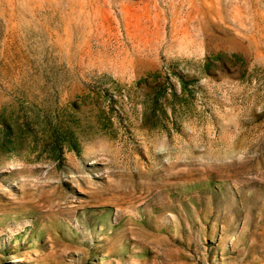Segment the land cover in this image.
Listing matches in <instances>:
<instances>
[{
    "label": "rangeland",
    "instance_id": "rangeland-1",
    "mask_svg": "<svg viewBox=\"0 0 264 264\" xmlns=\"http://www.w3.org/2000/svg\"><path fill=\"white\" fill-rule=\"evenodd\" d=\"M0 264H264V0H0Z\"/></svg>",
    "mask_w": 264,
    "mask_h": 264
},
{
    "label": "trees",
    "instance_id": "trees-1",
    "mask_svg": "<svg viewBox=\"0 0 264 264\" xmlns=\"http://www.w3.org/2000/svg\"><path fill=\"white\" fill-rule=\"evenodd\" d=\"M183 85V84H182Z\"/></svg>",
    "mask_w": 264,
    "mask_h": 264
}]
</instances>
